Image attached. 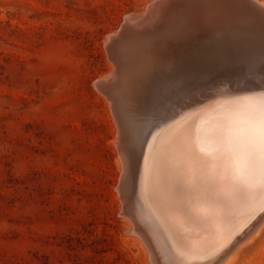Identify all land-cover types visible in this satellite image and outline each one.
<instances>
[{"label":"bare ground","instance_id":"bare-ground-1","mask_svg":"<svg viewBox=\"0 0 264 264\" xmlns=\"http://www.w3.org/2000/svg\"><path fill=\"white\" fill-rule=\"evenodd\" d=\"M159 1L109 36L113 65L98 82L115 109L131 194L122 215L152 264H230L264 225V14L251 8L243 32L200 31L171 24V2L153 25L145 16Z\"/></svg>","mask_w":264,"mask_h":264},{"label":"rangeland","instance_id":"rangeland-1","mask_svg":"<svg viewBox=\"0 0 264 264\" xmlns=\"http://www.w3.org/2000/svg\"><path fill=\"white\" fill-rule=\"evenodd\" d=\"M147 2L0 0V264H152L122 215L118 122L98 83L109 36ZM261 227L230 264H264Z\"/></svg>","mask_w":264,"mask_h":264},{"label":"water","instance_id":"water-1","mask_svg":"<svg viewBox=\"0 0 264 264\" xmlns=\"http://www.w3.org/2000/svg\"><path fill=\"white\" fill-rule=\"evenodd\" d=\"M171 2H174V17L169 22L172 24L183 19L186 26L193 25L200 31L217 32L228 25L227 29L243 32L253 25L248 21V13L252 12L251 8L264 14V6L256 0H160L157 8H151L149 14H146V19L153 25L158 22L161 24L166 17L167 6ZM124 24L116 35H112L114 40H118L119 35L124 34ZM119 190L123 201V213L127 214L126 208L132 200L130 192L125 190L123 178L120 181ZM246 229L238 234L235 240L239 239Z\"/></svg>","mask_w":264,"mask_h":264},{"label":"snow or ice","instance_id":"snow-or-ice-1","mask_svg":"<svg viewBox=\"0 0 264 264\" xmlns=\"http://www.w3.org/2000/svg\"><path fill=\"white\" fill-rule=\"evenodd\" d=\"M259 142H260L261 152L262 154H264V113H261L260 116Z\"/></svg>","mask_w":264,"mask_h":264}]
</instances>
